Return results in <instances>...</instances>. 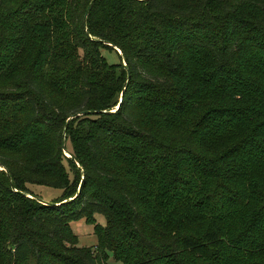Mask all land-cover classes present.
<instances>
[{
    "label": "trees",
    "instance_id": "1",
    "mask_svg": "<svg viewBox=\"0 0 264 264\" xmlns=\"http://www.w3.org/2000/svg\"><path fill=\"white\" fill-rule=\"evenodd\" d=\"M0 168V264H264V0H0Z\"/></svg>",
    "mask_w": 264,
    "mask_h": 264
},
{
    "label": "rangeland",
    "instance_id": "2",
    "mask_svg": "<svg viewBox=\"0 0 264 264\" xmlns=\"http://www.w3.org/2000/svg\"><path fill=\"white\" fill-rule=\"evenodd\" d=\"M101 54L107 63H116L117 58L112 51L101 50ZM29 191L36 195L43 202H49L50 200L57 197L60 193L59 189L38 185V184H28ZM94 220L96 223H101L102 219L98 215H94ZM71 231L76 235L77 246H93L95 243V237L91 232V225L85 224L81 219L77 221H71L69 223ZM108 264H120L119 262L112 261L111 258L107 259Z\"/></svg>",
    "mask_w": 264,
    "mask_h": 264
},
{
    "label": "water",
    "instance_id": "3",
    "mask_svg": "<svg viewBox=\"0 0 264 264\" xmlns=\"http://www.w3.org/2000/svg\"><path fill=\"white\" fill-rule=\"evenodd\" d=\"M89 5H90V3H88V5L86 6V8H85V11H84V14H86L87 13V11H88V8H89ZM109 45V44H108ZM118 52V51H117ZM83 113H92V111H83ZM63 144V141H61V145ZM65 156H68V155H65ZM1 169V168H0Z\"/></svg>",
    "mask_w": 264,
    "mask_h": 264
}]
</instances>
